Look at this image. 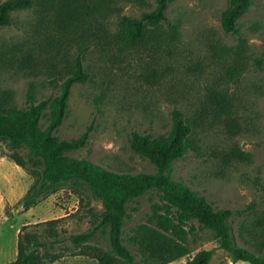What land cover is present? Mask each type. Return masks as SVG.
Segmentation results:
<instances>
[{"label":"rangeland","instance_id":"rangeland-1","mask_svg":"<svg viewBox=\"0 0 264 264\" xmlns=\"http://www.w3.org/2000/svg\"><path fill=\"white\" fill-rule=\"evenodd\" d=\"M227 1L171 0L165 27H175L176 33L163 40L157 50H138L119 59H111L98 50L90 51L84 60L90 79L73 85L67 115L56 135L75 139L90 127L86 146L66 153L68 157L87 160L114 172L152 173L154 165L130 149L131 134H166L174 110L192 118L201 111L208 87L227 88L239 118L240 132L230 136L207 118L192 135L195 149L174 162L171 177L199 191L216 209L243 210V214L231 220L233 237L239 246L261 253L264 62L256 68L251 59L264 50V0H252L235 33H225L220 25V14ZM154 6V0H146L142 5L123 1L119 11L122 15L139 17ZM13 18V25L0 28V91H12L14 105L25 108L30 88L37 100L58 94V88L49 84L52 77L49 60L52 61L54 48L46 51L33 10L15 12ZM109 21L113 31L116 16L110 15ZM241 40L246 41L244 55L250 68L239 81L228 84L226 68L231 58L219 56L215 48H236ZM73 53L74 50L69 62L74 59ZM26 55L32 57L31 62H21ZM64 64L60 62L59 67ZM42 122L46 125L47 118ZM234 145L250 153L251 161L224 163L219 152ZM31 182V176L23 169L0 157V264L16 257L17 234L23 225L62 218L61 237H67L91 229L90 208L93 213L102 210L101 201L94 199L88 190L84 191L82 202L69 184H64L30 211H24L18 201ZM158 201V193L150 191L128 204L123 241L133 253L135 248L129 236L135 226L146 222L152 205ZM194 225L195 230L188 236L189 254L169 264H185L201 250L209 249L213 250L210 264H249L233 263L211 231ZM90 243L110 249L108 229L97 232ZM49 264L98 263L86 255L67 253Z\"/></svg>","mask_w":264,"mask_h":264},{"label":"trees","instance_id":"trees-1","mask_svg":"<svg viewBox=\"0 0 264 264\" xmlns=\"http://www.w3.org/2000/svg\"><path fill=\"white\" fill-rule=\"evenodd\" d=\"M123 1L141 5L146 2L0 0V28L14 24L15 12H35L46 51L54 48L52 61L49 60L52 74L49 84L58 88L56 96L42 100H37L30 88L25 108L14 105L12 91H0V157L15 163L32 178L18 204L27 211L55 194L64 184H69L82 202L84 191L88 190L102 204L99 213L89 209L93 218L91 229L67 237H61L62 218L23 225L17 234L16 257L7 264H49L67 253L89 256L98 264H169L189 254L188 236L195 230L194 223L213 233L233 263L264 264V244L261 253H254L239 246L233 237L231 220L243 214V210L216 209L199 191L171 177L174 162L195 149L192 135L207 118L230 136L240 132L239 118L227 88L208 87L201 111L192 118L174 110L172 125L166 134H131L130 149L154 165L152 173L114 172L66 155L86 146L89 138L90 127L75 139H61L56 135L67 115L73 85L90 79V73L84 67L88 53L98 50L111 59L125 58L134 51L157 50L163 40L176 33L175 27H165L171 0H154V8L143 11L139 17L122 15L119 4ZM251 6L252 0H228L220 14L222 30L237 32L239 19ZM112 14L116 16L113 31L109 28ZM245 49V40H241L236 48H215L219 56L231 58L225 83H236L250 68ZM73 50L74 59L69 62ZM31 61L30 55L21 60L23 63ZM63 61L65 64L60 68ZM251 61L252 66L260 68L264 62V50ZM45 118L46 125L42 122ZM219 157L224 163L251 161L250 153L238 145L219 152ZM261 190L264 196V184H261ZM150 191L158 193L159 201L152 205L146 222L133 228L129 236L135 248L133 253L123 241L127 207L131 201ZM106 229L110 249L92 245L90 242L97 232ZM212 256V249L201 250L185 264H210Z\"/></svg>","mask_w":264,"mask_h":264},{"label":"crops","instance_id":"crops-1","mask_svg":"<svg viewBox=\"0 0 264 264\" xmlns=\"http://www.w3.org/2000/svg\"><path fill=\"white\" fill-rule=\"evenodd\" d=\"M31 210V209H30ZM30 210H28V211H30Z\"/></svg>","mask_w":264,"mask_h":264}]
</instances>
